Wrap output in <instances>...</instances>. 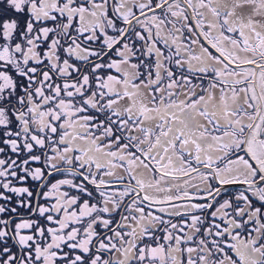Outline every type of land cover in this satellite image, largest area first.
Listing matches in <instances>:
<instances>
[{
  "label": "snow or ice",
  "instance_id": "obj_1",
  "mask_svg": "<svg viewBox=\"0 0 264 264\" xmlns=\"http://www.w3.org/2000/svg\"><path fill=\"white\" fill-rule=\"evenodd\" d=\"M0 264H264V0H0Z\"/></svg>",
  "mask_w": 264,
  "mask_h": 264
}]
</instances>
